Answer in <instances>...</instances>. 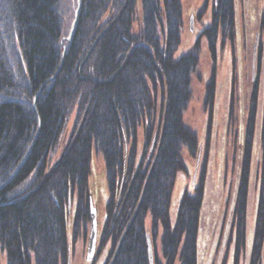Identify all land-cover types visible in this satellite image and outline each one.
<instances>
[{
  "label": "trees",
  "instance_id": "obj_1",
  "mask_svg": "<svg viewBox=\"0 0 264 264\" xmlns=\"http://www.w3.org/2000/svg\"><path fill=\"white\" fill-rule=\"evenodd\" d=\"M209 2L204 0L195 18L208 15L201 38L176 58L184 29L181 0H79V4L77 0L65 4L64 0H0V257L4 264H67L68 248L71 253L78 241H86L93 152L103 162L107 192L97 240L98 254L107 248L105 264H150L146 234L153 245V264H198L205 155L194 192H185L174 209L171 201L177 176L188 174L184 156L196 159L200 146L183 118L192 98L201 40L212 63L217 46L234 40V1L212 0L210 10ZM75 11L74 29L66 41ZM215 74L216 67L211 66L204 89L209 120ZM232 93L233 89L231 97ZM72 116L71 136L54 161ZM245 120L231 218L234 264L245 249L256 135L259 184L248 264H260L264 83L260 90L252 89ZM72 211L68 239L67 214Z\"/></svg>",
  "mask_w": 264,
  "mask_h": 264
},
{
  "label": "rangeland",
  "instance_id": "obj_2",
  "mask_svg": "<svg viewBox=\"0 0 264 264\" xmlns=\"http://www.w3.org/2000/svg\"><path fill=\"white\" fill-rule=\"evenodd\" d=\"M233 1L235 25L233 43L224 47L218 45L216 60L212 63L207 54L205 42L203 39L201 40L202 51L199 57V65L191 82L192 98L183 118L184 125L197 136L200 145L197 156L199 154L200 157L197 163V156L196 159L184 156L188 174L181 173L177 176L171 201L174 209L185 192L188 194L194 192L199 181L202 160L207 157L197 240L198 264H234V236L231 232V218L237 188V172L243 152L245 119L252 89L257 86V89L260 90L264 83V0ZM203 2L204 0H181L184 29L181 44L175 55L176 58L187 53L196 40L202 36L199 25L204 18L202 17L201 21L195 18L190 20L189 18L196 9L202 7ZM211 2L208 4L209 10ZM65 3L66 0H64ZM206 19L204 22L208 24L209 21ZM190 23L192 31L190 30ZM258 56L261 57L259 65L256 62ZM211 66L216 67V74L213 110L211 120H209L207 112L204 111L203 98L205 84L210 77ZM257 111L255 130L259 132L260 105ZM74 122L75 116H72L60 139L58 149L53 157L54 161L67 145ZM259 158L260 146L256 135L251 149L245 249L238 264H248L249 262L257 209ZM89 192L97 212L99 234L105 220L104 208L107 202V192L104 165L100 156L94 152L91 161ZM171 217L173 220L174 213ZM72 218L73 211L71 214H67L68 239L71 237ZM87 237L88 233L85 242L78 241L74 245L70 253L71 264L86 263L84 253L86 254ZM106 252L107 248L99 255L102 257L101 262L105 261ZM97 253L96 250L95 254ZM0 261L1 264H4V258L0 257ZM260 264H264V241Z\"/></svg>",
  "mask_w": 264,
  "mask_h": 264
},
{
  "label": "water",
  "instance_id": "obj_3",
  "mask_svg": "<svg viewBox=\"0 0 264 264\" xmlns=\"http://www.w3.org/2000/svg\"><path fill=\"white\" fill-rule=\"evenodd\" d=\"M77 4H79V0H77ZM76 17H77V11L74 12V18L70 24V29L68 32V36L66 37V41H70L73 29H74ZM64 53H65V49H63V56H64ZM199 150H200V148H199ZM27 156L25 157L23 163L26 161ZM199 157L200 156L198 154L197 163L199 162L198 161ZM23 163H22V165H23ZM89 204H90V218H89V224H88V237H87V244H86V260L87 261H91L94 259L95 253L97 250V240H98V225H97V215H96L97 212H96V209L93 205V199L91 197L89 200ZM68 212H70V201L68 203ZM146 250H147L148 261L150 264H153V245H152V241H151L148 234H146ZM68 251H69V255L67 258V264H71V262H70L71 257H70V249L69 248H68ZM0 264H1V261H0Z\"/></svg>",
  "mask_w": 264,
  "mask_h": 264
},
{
  "label": "flooded vegetation",
  "instance_id": "obj_4",
  "mask_svg": "<svg viewBox=\"0 0 264 264\" xmlns=\"http://www.w3.org/2000/svg\"><path fill=\"white\" fill-rule=\"evenodd\" d=\"M199 12V9H196L195 11H194V14H192L191 15V17L189 18L190 20H193V18H196V16H197V13ZM205 18H207L206 20H208V15L207 16H205L204 17V19H202V21H201V24L199 25V27H201L200 28V35L203 33V31H204V29L207 27V24H205ZM191 25V24H190ZM190 30L192 31L193 29H192V25H191V27H190ZM200 35H199V37H200ZM98 252V251H97ZM86 254L84 253V258H85V260H86V256H85ZM100 254H95V256L96 257H94V259L93 260H91V261H85L86 263L85 264H104L105 263V261H106V259H105V261L103 262H101V259H102V257H100L99 256Z\"/></svg>",
  "mask_w": 264,
  "mask_h": 264
}]
</instances>
